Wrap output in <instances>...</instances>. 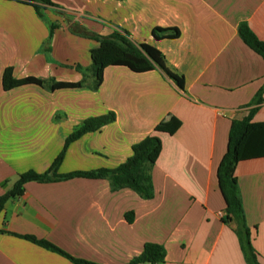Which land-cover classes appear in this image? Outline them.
I'll use <instances>...</instances> for the list:
<instances>
[{
	"label": "crops",
	"instance_id": "0c3cea01",
	"mask_svg": "<svg viewBox=\"0 0 264 264\" xmlns=\"http://www.w3.org/2000/svg\"><path fill=\"white\" fill-rule=\"evenodd\" d=\"M50 1L54 6L38 4L42 17L35 3L0 0V196L20 175L47 172L86 119L112 112L114 122L68 146L58 174L114 169L133 145L155 135L162 151L152 168L154 197L114 191L107 179L28 182L0 211V264H79L29 238L90 264H129L146 243L164 247L157 264H249L227 213L220 169L232 122L256 108L251 124H264V92L254 102L264 89V58L239 32L246 23L264 41V0ZM50 25L57 27L48 42ZM155 28L180 36L158 40ZM114 32L158 49L184 77V91L159 70L125 66L107 67L96 91L4 90L7 69L17 80L82 81L98 46L92 36ZM235 176L264 264V156L239 162Z\"/></svg>",
	"mask_w": 264,
	"mask_h": 264
},
{
	"label": "trees",
	"instance_id": "16d2710c",
	"mask_svg": "<svg viewBox=\"0 0 264 264\" xmlns=\"http://www.w3.org/2000/svg\"><path fill=\"white\" fill-rule=\"evenodd\" d=\"M24 2L35 3L40 16L38 4L54 6L50 0H22ZM57 25H50V42L53 32ZM75 31V30H74ZM76 32V31H75ZM79 32V31H78ZM242 40L255 52L264 58V41L260 40L246 23L239 27ZM155 39H177L180 36L178 29L155 28L153 30ZM98 42V46L91 51L92 66L88 70L90 74L76 83L42 81L36 78L14 79L12 70L7 69L3 75V88L5 91L27 85H37L50 91L60 89H77L87 87L92 91L100 88L104 71L109 66H125L136 73H143L152 70L161 71L166 78L184 91L185 80L182 75L171 69L166 57L155 47L142 43H133L125 34L114 32L111 36L98 38L92 36ZM79 71L83 69L77 66ZM264 89L258 93L255 104L262 102ZM256 108L250 111V114L242 120H234L230 129V150L220 169V178L223 190L228 199L227 213L230 214L236 222V233L240 242L241 249L249 264H259L256 253L252 245L251 233L246 223L244 208L240 195V190L235 176L236 167L239 162L261 158L264 156V124H251ZM116 120L114 113L86 119L78 128H76L66 139L65 146L58 157L52 163V166L45 173L38 174L34 171L26 172L19 176L12 189L3 196H0V211L5 203L11 199L21 196L24 193L26 183L36 181L40 183L56 182L72 178L87 179H107L110 181L111 188L114 191L130 189L137 193L142 199H152L154 197V187L152 182V168L158 160L162 151V142L159 137L150 135L132 147V155L126 162L114 169H99L89 172H74L65 175L58 174V169L62 164L67 148L70 144L80 139L88 132L100 130L107 124ZM129 221L133 220L129 216ZM33 242L61 253L79 264H90L85 261L75 260L56 246L46 242L37 241L29 238ZM166 251L162 245L155 243H146L141 255L133 259L129 264H157L164 262Z\"/></svg>",
	"mask_w": 264,
	"mask_h": 264
}]
</instances>
